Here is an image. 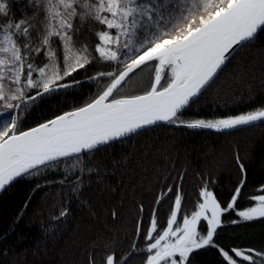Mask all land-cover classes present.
<instances>
[{
	"label": "snow or ice",
	"instance_id": "obj_1",
	"mask_svg": "<svg viewBox=\"0 0 264 264\" xmlns=\"http://www.w3.org/2000/svg\"><path fill=\"white\" fill-rule=\"evenodd\" d=\"M22 2L31 14L15 17L9 0H0V192L22 179L37 180L34 192L42 187L39 178L58 186L61 199L59 206L53 203L58 214L52 220L69 215L72 199L80 202L91 174L98 178L103 167L92 163L94 154L113 141L158 122L218 132L264 122V107L215 120L182 119L183 110L214 79L232 51L264 35V0ZM93 24L102 27L90 50L86 43L78 44L77 37ZM94 61L114 67L88 77L98 84L109 80L91 102L27 130L20 127L45 97L81 84L76 75L88 71ZM148 65L154 69L150 89L117 98L126 80ZM237 165L242 178L226 206L204 187L199 192L202 202L190 215H183V197L177 188L162 231L153 209L148 230L137 227L144 248L135 240L132 245L133 252L144 255V264H193V254L206 247L218 248L224 264H264V249L226 250L214 240L222 216L236 210L246 185V169L239 157ZM49 176L58 179L48 180ZM173 191L168 187L156 204ZM252 200L255 206L237 211L243 221L264 218V194ZM28 206L26 201L21 213ZM129 258L121 261L111 252L103 264H127ZM89 264H95L91 257Z\"/></svg>",
	"mask_w": 264,
	"mask_h": 264
},
{
	"label": "trees",
	"instance_id": "obj_2",
	"mask_svg": "<svg viewBox=\"0 0 264 264\" xmlns=\"http://www.w3.org/2000/svg\"><path fill=\"white\" fill-rule=\"evenodd\" d=\"M9 4L15 17L22 12L31 14L22 0H9ZM101 27H84L77 43H86L93 50L98 43L95 33ZM113 67L94 61L88 71L76 75L81 84L45 97L20 127L27 130L91 102L109 80L98 84L88 77ZM218 75L183 110L182 119L215 120L264 107V35L241 46ZM153 77L152 65L137 69L120 87L117 98L143 94L150 89ZM94 155L92 163L103 164L99 177L91 174L93 179L80 202L72 199L67 205L69 215L60 220L51 218L58 214L53 203L59 206L61 189L45 184L43 178H39L42 187L35 192L37 180L22 179L0 194V264H89L90 257L95 264H103L111 252L121 261L131 254L127 264H144V255L132 249L134 240L140 248L146 243L137 238V227L146 232L155 209L162 231L177 188L183 197V215L202 202L199 192L204 187L226 206L242 178L237 157L245 165L246 185L236 210L222 216L214 240L226 250L264 249V218L243 221L237 215L254 205L253 196L264 194V122L219 132L163 123L112 142ZM168 187L174 191L156 204ZM26 201L29 206L21 213ZM234 220L239 222L232 223ZM192 259L193 264H224L218 248L213 247L199 250Z\"/></svg>",
	"mask_w": 264,
	"mask_h": 264
},
{
	"label": "water",
	"instance_id": "obj_3",
	"mask_svg": "<svg viewBox=\"0 0 264 264\" xmlns=\"http://www.w3.org/2000/svg\"><path fill=\"white\" fill-rule=\"evenodd\" d=\"M240 47H241V46H237V47L235 48V50L232 51V53H231V55H230V57H229V60L233 57V55L235 54V52H236ZM229 60H228V61H229ZM228 61H227V62H228ZM227 62H226V63H227ZM225 65H226V64H225ZM225 65L222 66V69L225 67ZM222 69L217 73V75L214 77V79H213L208 85H206L204 89L201 90L200 94H199L197 97H194L192 101H190L189 105H191V103L194 102V101H195V100H196V99L202 94V92H203L206 88L209 87L210 84H212V82H213V81L219 76L218 74L222 71ZM141 95H142V94H141ZM189 105H188V106H189ZM188 106H187V107H188ZM163 123H165V122H158L157 124L152 125V126H149V127L158 126V125L163 124ZM258 123H261V122H259V121L256 122V125H257ZM247 126H252V125H245V126H241V127H239V128H246ZM149 127L145 128V129H141V130H139V131L149 129ZM132 135H134V134H132ZM130 136H131V135H130ZM124 138H128V137H124ZM124 138H122V139H124ZM113 142H115V141H113ZM111 143H112V142H111ZM1 193H2V192H0V194H1Z\"/></svg>",
	"mask_w": 264,
	"mask_h": 264
},
{
	"label": "rangeland",
	"instance_id": "obj_4",
	"mask_svg": "<svg viewBox=\"0 0 264 264\" xmlns=\"http://www.w3.org/2000/svg\"><path fill=\"white\" fill-rule=\"evenodd\" d=\"M253 206H255V202H254V205ZM192 212H190V213H188L187 215H190ZM178 219H179V217H178Z\"/></svg>",
	"mask_w": 264,
	"mask_h": 264
}]
</instances>
